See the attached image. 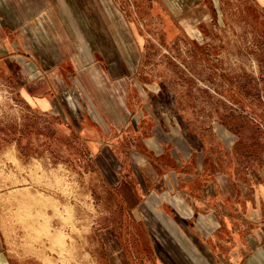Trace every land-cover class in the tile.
<instances>
[{
	"label": "crops",
	"instance_id": "crops-1",
	"mask_svg": "<svg viewBox=\"0 0 264 264\" xmlns=\"http://www.w3.org/2000/svg\"><path fill=\"white\" fill-rule=\"evenodd\" d=\"M237 3L264 14V0ZM223 6L0 0V71L16 74L30 105L78 132L119 202L121 220L103 231L104 262L95 264H264L263 123L251 113L232 128L218 98V114L204 115L213 127L195 125L149 76L162 43L211 40V9ZM1 207L0 193V264H50L11 245Z\"/></svg>",
	"mask_w": 264,
	"mask_h": 264
},
{
	"label": "rangeland",
	"instance_id": "rangeland-1",
	"mask_svg": "<svg viewBox=\"0 0 264 264\" xmlns=\"http://www.w3.org/2000/svg\"><path fill=\"white\" fill-rule=\"evenodd\" d=\"M221 1L223 9H211V40L162 43V56L148 58L149 76L195 125L213 127L204 115L218 114L220 98L232 128L252 113L264 129V14ZM64 127L57 114L27 102L16 74L0 71V136L10 137L0 141L1 213L11 245L50 264H95L104 257L103 231L121 220L119 202L107 195L85 140Z\"/></svg>",
	"mask_w": 264,
	"mask_h": 264
},
{
	"label": "trees",
	"instance_id": "trees-1",
	"mask_svg": "<svg viewBox=\"0 0 264 264\" xmlns=\"http://www.w3.org/2000/svg\"><path fill=\"white\" fill-rule=\"evenodd\" d=\"M0 130H4V128H0ZM5 139H10L9 136H0V141H4Z\"/></svg>",
	"mask_w": 264,
	"mask_h": 264
}]
</instances>
